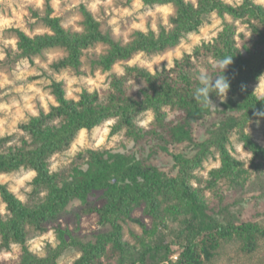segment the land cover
<instances>
[{
    "label": "trees",
    "instance_id": "obj_1",
    "mask_svg": "<svg viewBox=\"0 0 264 264\" xmlns=\"http://www.w3.org/2000/svg\"><path fill=\"white\" fill-rule=\"evenodd\" d=\"M144 2L174 4L176 15L171 19L172 27L138 30L130 42L123 44L104 32L100 21L82 3L81 31L64 28L60 17L51 15L50 5L43 18L49 33L30 37L15 29L19 57L32 60L46 49H64L67 55L53 64L57 71L79 69L85 50L104 43L108 49L95 60V66L109 72L108 88L93 92L84 89L78 99L66 95L63 81L53 80L50 87L56 104L20 126L24 133L22 140L9 144L13 135L0 136V174L22 168L35 172L32 197L28 201L17 199L7 185H0L8 212L6 217L0 214V250H9L14 244L21 246V264H55L66 246L41 257L30 249V238L47 231L50 223L82 213L97 212L110 231L94 241H76L81 254L73 264H106L116 256L121 262L129 251L128 243L123 240L124 223L133 221L146 226L141 218L134 217L136 210H142L154 221H160L164 215L183 218L182 250L176 261L169 264H213L224 243L240 241L243 250L252 253L264 238V226L258 222L220 218L225 211L229 212V207L220 203L224 189L236 187L246 179L248 171L247 163L229 150L232 136L235 134L251 152L254 169L264 165V145L246 130L253 121L264 122V117L254 115L264 111L261 103L264 97L252 88L264 75V5L255 0H197V4L188 0ZM212 14L223 21L217 36L184 53L173 66L155 73L138 65H125L123 73L112 71L116 63L128 61L137 53L152 54L179 45L189 34L198 32ZM240 26H245V30L239 32ZM227 56L233 58L225 73L231 81L228 99L223 103L228 114L199 143L193 133L195 124L211 114L212 109L193 99L199 86L193 70L196 62L205 61L210 77L223 75L218 60ZM148 112L153 114L154 121L151 129L146 130L139 121ZM171 113L177 118L169 121ZM107 121H114L111 134L123 133L136 142L155 137L161 140L165 151H169L171 143L185 142L199 150L192 156L172 153L175 173H168L132 153L93 148L78 153L65 169L51 170V158L68 150L82 130H93ZM215 155L219 156L221 165L210 171L211 177L202 186L204 180L197 171L209 156ZM208 191L213 194L212 199L208 198ZM98 192H101L100 205L90 199ZM75 201L81 205L72 206ZM148 251L150 247L144 253ZM144 257L142 254L138 264H145Z\"/></svg>",
    "mask_w": 264,
    "mask_h": 264
},
{
    "label": "rangeland",
    "instance_id": "obj_2",
    "mask_svg": "<svg viewBox=\"0 0 264 264\" xmlns=\"http://www.w3.org/2000/svg\"><path fill=\"white\" fill-rule=\"evenodd\" d=\"M188 1L197 4V0ZM255 1L264 5V0ZM82 3L100 21L102 30L109 32L115 40L123 44L130 42L136 31L151 30L153 22L157 25L156 31L162 26L172 27L171 19L176 15V6L172 3L148 5L144 0H0V136L13 135V140L9 144H18L22 140L24 133L20 126L31 116L38 115L41 111L48 112L51 106L56 104L55 95L50 87L53 80L63 81L66 95L73 99H78L84 89L93 92L109 87V72L95 66V60L108 49V45L104 43H98L95 47L85 50L79 69L68 68L57 71L53 68L54 63L67 55L62 48L46 49L32 60L18 56L20 51L15 29L22 30L30 37L49 33L50 29L43 18L48 13V5H50L51 15L60 17L64 28L81 31ZM222 23L221 17L212 14L210 20L206 21L198 32L189 34L179 45L152 54L137 53L128 61L116 63L112 71L123 73L125 65H138L153 73L164 67L169 68L184 53H190L195 46L216 37L222 28ZM238 30L239 32L245 30V26H240ZM205 63V61L196 62L193 70L196 77L198 66L203 67L207 72ZM252 88L258 96L264 97V75ZM135 89H137L136 85ZM217 106L212 109L211 114L199 119L195 124L193 133L199 143L207 139L215 129L216 123L228 114L224 104ZM176 118L177 115L171 113L167 120ZM153 121V114L148 112L140 119L139 125L149 130ZM113 124L114 121H107L93 130H82L68 150L51 158V170L65 169L78 153L93 148L132 153L138 158L149 160L168 173H175L177 169L174 168L172 153L182 152L192 156L199 150L194 144L185 142L171 143L169 151H165L160 145L159 138L148 137L143 142H136L126 138L123 133L111 134ZM246 130L264 145L263 121L251 122ZM231 141L229 150L234 157L247 163L248 171L244 181L234 188L224 189L223 200L220 203L222 206H228L229 212L225 211L220 218L236 222H258L264 226V165L254 169L251 165V152L235 134ZM220 165L218 155L209 156L204 161L202 168L197 171L204 180L202 186H205L206 181L211 177L210 171ZM33 172L22 168L2 173L0 185H7L10 191L14 189L17 195L25 197L23 201H28L32 197L30 193ZM27 187L31 188L30 192L24 191ZM100 194L101 192H98L90 199L100 205L102 203ZM207 196L213 198L210 191L207 192ZM79 205H81L80 201L72 203V206ZM218 207L217 203L216 209ZM0 214L5 217L8 215L1 195ZM134 217L141 218L146 226L143 227L133 221L124 223L123 240L128 243L129 251L125 253L121 262L116 256L112 262L106 264H138L142 254L145 255V264H169L171 260L176 261L184 243L183 218L164 215L160 221H154L151 217L145 216L142 210H136ZM109 231V225L101 222L97 212L73 214L48 224L47 231L30 238L29 245L30 249L41 257L51 255L54 250L65 245L55 264H73L81 254L76 241H94L99 235ZM148 247L151 251L144 253ZM22 255L21 246L14 244L9 250H0V264H21ZM213 264H264V238L259 240L258 248L252 253L245 252L240 241L224 243Z\"/></svg>",
    "mask_w": 264,
    "mask_h": 264
},
{
    "label": "clouds",
    "instance_id": "obj_3",
    "mask_svg": "<svg viewBox=\"0 0 264 264\" xmlns=\"http://www.w3.org/2000/svg\"><path fill=\"white\" fill-rule=\"evenodd\" d=\"M151 27L153 31H156L157 25L155 24V22L152 23ZM232 64L233 58L230 56L219 59L218 67L224 74L216 75L214 78L210 77L203 67H197L198 75L196 79L198 80L199 86L196 87L193 93V99L198 104L202 105L204 108L214 109L218 107V104H223L227 101L228 94L231 89V81L225 75V73L228 67ZM213 96L215 97V101L213 100ZM254 115L258 117H264V111H258L254 113ZM31 176L34 177L35 173H31ZM12 191L14 195H17L14 189ZM24 191L30 192L31 188L27 187L24 189ZM41 195H43V193H41ZM17 199L23 201L25 197L23 195H17Z\"/></svg>",
    "mask_w": 264,
    "mask_h": 264
}]
</instances>
